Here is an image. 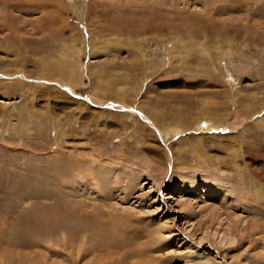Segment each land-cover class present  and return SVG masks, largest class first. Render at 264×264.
<instances>
[{
	"label": "rangeland",
	"instance_id": "1",
	"mask_svg": "<svg viewBox=\"0 0 264 264\" xmlns=\"http://www.w3.org/2000/svg\"><path fill=\"white\" fill-rule=\"evenodd\" d=\"M0 264H264V0H0Z\"/></svg>",
	"mask_w": 264,
	"mask_h": 264
},
{
	"label": "bare ground",
	"instance_id": "2",
	"mask_svg": "<svg viewBox=\"0 0 264 264\" xmlns=\"http://www.w3.org/2000/svg\"><path fill=\"white\" fill-rule=\"evenodd\" d=\"M122 98V97H121ZM206 110V109H205ZM203 111V116H204V119L206 120V121H209V119H210V117L208 116V112H206V111ZM210 115V114H209ZM213 119V118H212ZM199 119H197V124H199ZM213 121H214V119H213ZM217 121V120H216ZM151 122V121H150ZM168 130L169 131H173V132H176V131H178L179 132V128L178 127H170V128H168ZM175 134V133H174Z\"/></svg>",
	"mask_w": 264,
	"mask_h": 264
}]
</instances>
